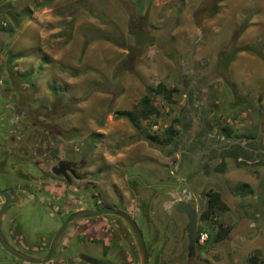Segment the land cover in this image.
Listing matches in <instances>:
<instances>
[{
    "label": "rangeland",
    "instance_id": "374dc122",
    "mask_svg": "<svg viewBox=\"0 0 264 264\" xmlns=\"http://www.w3.org/2000/svg\"><path fill=\"white\" fill-rule=\"evenodd\" d=\"M255 42L264 44V0H0V98L27 109L35 122L28 129L63 138L50 160L72 161L82 176L77 191L68 184V211L93 207L97 197L126 211L138 206L149 264H264V60L236 52ZM158 83L176 89L173 103L147 90ZM144 95L157 113L140 119V128L116 116L137 111ZM230 142L222 157L202 155L180 178L191 153ZM133 174L142 179L137 203L126 185ZM136 175L130 179L140 182ZM177 180L206 234L190 248L181 238L187 218L173 208L175 188L157 184ZM211 191L226 205L216 220L227 234L218 241L217 225L199 219ZM106 218L114 226L111 246L124 247L137 264L127 225ZM101 219L83 222L80 231L73 222L66 242L85 231L87 249L104 257L95 244L107 242V232L98 239L86 231L100 229ZM62 220L40 218L51 232Z\"/></svg>",
    "mask_w": 264,
    "mask_h": 264
},
{
    "label": "flooded vegetation",
    "instance_id": "af4514ba",
    "mask_svg": "<svg viewBox=\"0 0 264 264\" xmlns=\"http://www.w3.org/2000/svg\"><path fill=\"white\" fill-rule=\"evenodd\" d=\"M17 106L19 104L15 100L0 98V264H67L68 259H71L73 264H97L96 261L99 260L104 262L111 261L114 264H135L136 262H133L131 258L124 255V247L111 246L113 245L114 236L112 235L113 231L110 225L113 226V224L106 217L112 216L117 221L121 220L124 222L123 219L115 215H102L70 222L65 231L60 235L52 250L51 257L46 262L37 263L28 261L12 253L16 252L35 260H42L46 256L50 250L53 236L58 229L55 232H51L49 226L45 225V223L41 224L40 218L44 220L46 216H55L63 219L61 221L62 224L70 213L76 211V209L68 211V184L73 185L74 191H77L75 185L82 180L77 166L72 161L61 157L56 158V161L50 160L51 153L57 156L56 153L60 150L61 142L64 141L61 135L59 134L58 136V142L53 140V136L46 129H28L29 126L35 127V122L30 120L31 116L29 113H24L27 109L23 107L19 110L16 109ZM9 109L12 110L10 117L8 116ZM57 142L59 147L56 148L54 145ZM194 143L195 141L190 144ZM231 144L232 142L223 147L212 145L209 149L197 151L195 154L191 153L193 163L188 168L183 169L180 178L192 169L199 157L202 155L209 156L211 151L216 153V157H222L223 155L220 153L228 150ZM235 144L242 146V143L236 142ZM243 147L248 151V146ZM184 153H187V151L185 150ZM253 154L256 157V150H253ZM61 161H67L69 164H64L60 168L59 163ZM220 164L218 165L219 167ZM133 175L126 177V185L134 196V203H137L136 188L137 184H141L142 179L139 175H136L140 182H135L133 179H130V177H134ZM157 184L173 186L175 188V194L171 196L175 200L173 207L175 212H177L176 204L179 201H184L191 207L189 204L192 199L191 194L188 192L184 195L186 189L181 186L180 180H177V183L173 185L168 182ZM118 201L122 206L124 205V200L121 197H118ZM94 202L93 207H80L77 210L109 206L101 203L98 197ZM138 204L141 203L138 202ZM137 207L135 204L132 206V211L127 210V212L134 214V219ZM116 209L126 211L123 207H116ZM177 213L187 218L185 213ZM35 217H37L36 220ZM98 217L104 220L100 229L94 231L93 227H88L86 231L92 232L93 236L98 237V239L101 234L107 232L108 243L95 244L98 250H101L105 254L101 258L94 257L91 254L93 250L87 249L84 243L85 231H81L80 235L76 236L75 242L72 245L66 242L67 230L73 222L77 223L79 221L78 224L80 225L77 230L80 231L85 230L84 226L81 227L83 222H88V220ZM185 225L181 228V238L187 239ZM177 229L176 226L175 230ZM77 230L75 231L77 232ZM32 235H35L36 238L31 237ZM71 248L73 252L67 253L68 249ZM107 253H111V258L106 257ZM113 254H116V256ZM137 264H139V261H137Z\"/></svg>",
    "mask_w": 264,
    "mask_h": 264
},
{
    "label": "trees",
    "instance_id": "16d2710c",
    "mask_svg": "<svg viewBox=\"0 0 264 264\" xmlns=\"http://www.w3.org/2000/svg\"><path fill=\"white\" fill-rule=\"evenodd\" d=\"M263 50H264V44H261L259 42L244 44L236 48V52L247 51V52L257 55L258 57L264 60ZM231 58L232 57L227 58L226 59L227 61L225 63L229 62ZM29 85L31 86V83H29ZM147 90L151 92L152 95L161 96L164 100H166L167 103L174 102L173 95L176 92V89L174 88L169 89L163 83H158L154 87H147ZM156 113H157V110L151 102V96L144 95L139 101V108L137 111L121 110V111H116L115 114L117 117H126L134 127L140 128L139 127L140 119L148 118L151 114H156ZM174 122H177V120L175 119ZM225 130H228V129L225 128ZM175 133L176 131L174 130L173 125L168 126L165 129L166 142L171 143V144L174 143ZM147 137L151 140L156 139V137L152 135H147ZM235 146H237L243 152L246 151L245 148L239 144H236ZM244 186L246 185L241 186L239 190L240 194H244V191L242 189ZM225 206H226L225 203L221 200L220 193L217 191H211L207 194L206 206L199 216V219L201 221L210 222V223L217 225V232L214 236L215 241L221 240L223 238L222 236L227 234V229H223L220 223H217V220H216L219 211L221 209H225ZM199 232H200V229H198L196 232V239H195L196 245L198 244L197 239H198ZM252 261L255 262L254 257Z\"/></svg>",
    "mask_w": 264,
    "mask_h": 264
},
{
    "label": "water",
    "instance_id": "95a60500",
    "mask_svg": "<svg viewBox=\"0 0 264 264\" xmlns=\"http://www.w3.org/2000/svg\"><path fill=\"white\" fill-rule=\"evenodd\" d=\"M64 164L68 165L69 162L61 161L59 163L60 168H62V165ZM176 211L180 213H185L187 216L188 221L185 225V230L187 233L188 246L193 247L196 241L195 240L196 239V228H197L196 211L193 208H191L188 204H186L184 201H179L176 204ZM102 215H115L124 220V222L127 224L133 236V239H134V242L137 248V252H138L139 264H149V255L147 252L146 244H145L143 235L141 233V230L134 219V214L129 213L124 210L109 207V206H102V207L93 208V209H79V210H76L70 213L66 217V219L62 222L58 230L55 232L53 239L51 241L50 250L48 251V253L42 260L31 259L29 257L20 255L19 253H16V252H12V253L17 254L20 258H23L28 261L37 262V263L46 262L51 257L52 250L55 244L57 243L60 235L65 231V229L67 228L70 222L75 221V220L84 219V218L102 216ZM96 263L97 264H114L111 261L104 262L102 260L96 261ZM67 264H73L72 260L68 259Z\"/></svg>",
    "mask_w": 264,
    "mask_h": 264
},
{
    "label": "built area",
    "instance_id": "2783aa9c",
    "mask_svg": "<svg viewBox=\"0 0 264 264\" xmlns=\"http://www.w3.org/2000/svg\"><path fill=\"white\" fill-rule=\"evenodd\" d=\"M206 239L205 233H199L198 234V242L202 243Z\"/></svg>",
    "mask_w": 264,
    "mask_h": 264
},
{
    "label": "clouds",
    "instance_id": "9594fccd",
    "mask_svg": "<svg viewBox=\"0 0 264 264\" xmlns=\"http://www.w3.org/2000/svg\"><path fill=\"white\" fill-rule=\"evenodd\" d=\"M197 241H198V239H197ZM195 243H196V241H195Z\"/></svg>",
    "mask_w": 264,
    "mask_h": 264
}]
</instances>
